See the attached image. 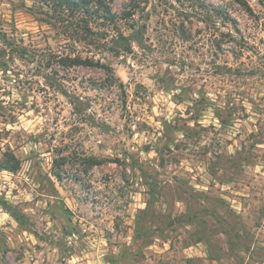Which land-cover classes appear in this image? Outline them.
<instances>
[{"label": "rangeland", "instance_id": "1", "mask_svg": "<svg viewBox=\"0 0 264 264\" xmlns=\"http://www.w3.org/2000/svg\"><path fill=\"white\" fill-rule=\"evenodd\" d=\"M88 1L0 0V264H264V0Z\"/></svg>", "mask_w": 264, "mask_h": 264}, {"label": "trees", "instance_id": "2", "mask_svg": "<svg viewBox=\"0 0 264 264\" xmlns=\"http://www.w3.org/2000/svg\"><path fill=\"white\" fill-rule=\"evenodd\" d=\"M43 3H50L53 4L56 7H60V8H66L68 10H72V11H80L83 12L85 14H89L90 13V9L88 8L89 6V1L88 0H41ZM96 4L98 5V7L100 8L101 11H103V17L105 19H107L108 21H113L115 16L112 14V12L110 10H108V8H106L104 6V3L102 0H95ZM236 2L242 6L245 10L247 11H252L251 7L249 6V4L247 3L246 0H236ZM220 14L222 13V11H218ZM224 15V13H222ZM221 14V15H222ZM91 15V14H89ZM225 19H229L228 16L226 15ZM67 61L69 62H64L65 66H75V65H86V66H101L103 68H107V66L105 64H101L100 62H95L93 60L90 59H82V58H67ZM70 63V64H69ZM110 69V68H107ZM20 168V163L16 162L15 165L13 167H4L1 169H7L10 170L12 172H16L18 171Z\"/></svg>", "mask_w": 264, "mask_h": 264}]
</instances>
